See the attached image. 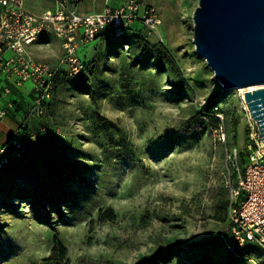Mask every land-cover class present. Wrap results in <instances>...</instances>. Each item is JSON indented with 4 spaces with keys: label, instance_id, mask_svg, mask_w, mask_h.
I'll return each mask as SVG.
<instances>
[{
    "label": "rangeland",
    "instance_id": "374dc122",
    "mask_svg": "<svg viewBox=\"0 0 264 264\" xmlns=\"http://www.w3.org/2000/svg\"><path fill=\"white\" fill-rule=\"evenodd\" d=\"M140 1L161 24L82 45L83 78L63 74L51 110L30 120L53 147L25 178L0 171V264H264L263 250L237 259L222 235L252 145L244 88L224 90L197 52L200 0ZM31 49L53 64L63 52L55 35ZM57 241L67 256L51 260Z\"/></svg>",
    "mask_w": 264,
    "mask_h": 264
},
{
    "label": "built area",
    "instance_id": "2783aa9c",
    "mask_svg": "<svg viewBox=\"0 0 264 264\" xmlns=\"http://www.w3.org/2000/svg\"><path fill=\"white\" fill-rule=\"evenodd\" d=\"M51 1L53 8L37 13L28 5V0H0V101H6L5 107L0 109L2 119L14 106L9 97L29 81L33 84L34 97L26 122L46 116L47 103L54 98L58 76L66 73L75 78L85 73L86 64L79 56V49L95 41L101 32L120 36L137 21L150 30L161 24L158 13L140 0L90 14L79 11L84 0ZM52 35L62 42L63 49L55 64L39 60L31 49L35 44L49 43L47 39ZM21 126H16L5 141L0 140V168L10 162L12 153L20 158L35 148V144L27 143L21 136ZM251 128L248 162L239 187L233 191L234 199L223 233L231 236L239 248L253 243L264 248V141L255 121ZM216 133L220 142L227 140V131L222 125L216 128ZM31 137L35 142L36 131ZM233 155L237 159L238 150ZM228 246L233 248L231 244Z\"/></svg>",
    "mask_w": 264,
    "mask_h": 264
},
{
    "label": "water",
    "instance_id": "95a60500",
    "mask_svg": "<svg viewBox=\"0 0 264 264\" xmlns=\"http://www.w3.org/2000/svg\"><path fill=\"white\" fill-rule=\"evenodd\" d=\"M195 44L224 90L260 86L245 101L264 141V0H200Z\"/></svg>",
    "mask_w": 264,
    "mask_h": 264
},
{
    "label": "trees",
    "instance_id": "16d2710c",
    "mask_svg": "<svg viewBox=\"0 0 264 264\" xmlns=\"http://www.w3.org/2000/svg\"><path fill=\"white\" fill-rule=\"evenodd\" d=\"M129 29L130 28H128L125 31V33H123L120 36H118L114 32H107V31L101 32L98 35V37L96 38V40H98L102 36L111 35V36H113L115 38H122V41H125L126 40V37L125 36L129 33ZM81 58L84 60L83 57H81ZM84 62L86 64V71H87L88 65H87V62L85 60H84ZM168 65L173 66L174 68H176V64H175V62L172 59L169 60ZM86 71H85V73H86ZM85 73H83L79 77H75V79H78V80L82 79L83 76L85 75ZM63 74H66V73H62L61 75L58 76V78L56 80V84H58V81L60 80V78L62 77ZM176 81L179 82L180 80L177 79ZM33 97H34V94H33V92H31L30 95H29V99L26 100V101H28V105L29 106L32 103V100H33L32 98ZM10 100H11V102L14 105L13 108H10V109L15 110V112H18V113L19 112H22V113L25 112V113L28 114L29 106L28 105L26 106L27 103H22V102H20L17 99H10ZM26 101H24V102H26ZM52 103H53L52 101H50V102L47 103L48 112H49V110H51ZM23 110H25V111H23ZM214 110H216L215 109V106H212L211 109H210V113H209L210 116H213V111ZM44 117H41V118H44ZM39 118H33V119H36L37 120ZM214 119L215 120H219L216 117H214ZM26 120H28V119L25 116L24 120L22 122L20 121L17 124V126L22 125L21 128L23 129V132H21V136L23 137V139L25 141H27V143H29V144H31V143L35 144V148L31 149V152L30 153H28V152L27 153H24L20 158H17L15 153H12L10 155V158H11L10 162L0 168V171H2L4 169H9L10 171L8 170L7 174H9L10 176H16V175L19 174V175L22 176V178H25L27 176V174L25 173V170H28L29 166L34 162L35 158L41 156L40 154L43 151H45V149H49V148L51 149L53 147L52 141L51 140L44 141L41 138L40 130L37 129V128H34L33 127L34 125H32V122H26ZM24 123H26V124H24ZM34 131H36V133H37V139L35 140V142L33 141L32 137H31V133H33ZM43 154L45 155V153H43ZM11 169H12V171H11ZM13 169H15V170H13ZM108 214H109V218H112L113 217V215H111L112 214L111 211H109ZM222 235H224V233H222ZM225 237L227 239V241L225 242V247L230 252H233L234 255L237 257V259H239V258H249V257H251V255H253V253L254 254L258 253L257 251H260V250L261 251L262 250L264 251V248L263 247L259 246L258 244H255V243L248 244V245H246L243 248H239V247H237V245L235 244V242H234V240L232 239L231 236L225 235ZM229 244H231L233 246V248H229V246H228ZM66 252H67L66 251V248L61 244V242L57 241L56 246H55V255H54V257H52L50 259L51 260H61V259H64L67 256V253ZM258 254H260V253H258Z\"/></svg>",
    "mask_w": 264,
    "mask_h": 264
},
{
    "label": "crops",
    "instance_id": "0c3cea01",
    "mask_svg": "<svg viewBox=\"0 0 264 264\" xmlns=\"http://www.w3.org/2000/svg\"><path fill=\"white\" fill-rule=\"evenodd\" d=\"M84 2H85V0H84ZM83 4L79 8V11L81 13L90 14V13L99 12V11H93L92 12L91 9H89V7L88 8L83 7ZM28 5L37 13H42L47 9L53 8V6H54V4L52 3L51 0H28ZM102 10H100V11H102ZM47 40L49 41V43H46V44L49 45L51 43V38L47 39ZM45 51H48V50L41 51L40 53H38V51H37L36 52L37 57L44 62H50L53 64L54 60L52 57H50V58L44 57ZM25 91H27V88H25V86H24L20 91H15L12 94V96H10L9 98L10 99H17L20 102L24 103V101L29 99V95L31 93L30 92L29 94H26ZM5 105H6V101H0V109L4 108ZM21 114H22V112L18 113V112H15V110L10 109L8 115L5 118H3V119L0 118V140L1 141H5V139L9 135V133L14 128H16L17 124L19 123V120L21 119Z\"/></svg>",
    "mask_w": 264,
    "mask_h": 264
},
{
    "label": "bare ground",
    "instance_id": "6f19581e",
    "mask_svg": "<svg viewBox=\"0 0 264 264\" xmlns=\"http://www.w3.org/2000/svg\"><path fill=\"white\" fill-rule=\"evenodd\" d=\"M258 87H260V86H250V87L244 88L243 91H244V92H247V91H250V90L256 89V88H258ZM245 103H246V102H245Z\"/></svg>",
    "mask_w": 264,
    "mask_h": 264
}]
</instances>
